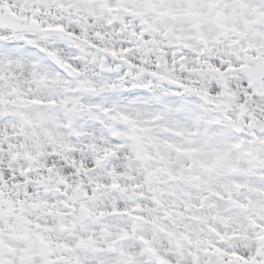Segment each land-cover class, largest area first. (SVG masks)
Listing matches in <instances>:
<instances>
[{
  "label": "snow or ice",
  "instance_id": "snow-or-ice-1",
  "mask_svg": "<svg viewBox=\"0 0 264 264\" xmlns=\"http://www.w3.org/2000/svg\"><path fill=\"white\" fill-rule=\"evenodd\" d=\"M0 264H264V0H0Z\"/></svg>",
  "mask_w": 264,
  "mask_h": 264
}]
</instances>
